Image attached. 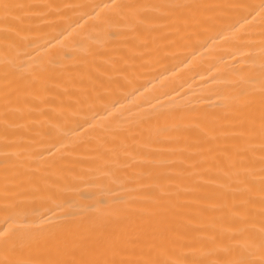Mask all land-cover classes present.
<instances>
[{
  "label": "bare ground",
  "instance_id": "obj_1",
  "mask_svg": "<svg viewBox=\"0 0 264 264\" xmlns=\"http://www.w3.org/2000/svg\"><path fill=\"white\" fill-rule=\"evenodd\" d=\"M0 264H264V0H0Z\"/></svg>",
  "mask_w": 264,
  "mask_h": 264
}]
</instances>
